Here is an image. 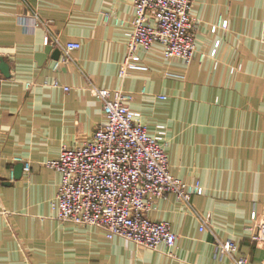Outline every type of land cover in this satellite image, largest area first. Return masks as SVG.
I'll use <instances>...</instances> for the list:
<instances>
[{
  "label": "crops",
  "instance_id": "1",
  "mask_svg": "<svg viewBox=\"0 0 264 264\" xmlns=\"http://www.w3.org/2000/svg\"><path fill=\"white\" fill-rule=\"evenodd\" d=\"M133 1L0 0L9 69L0 71V264H234L215 247L227 238L247 264H264V242L252 240L264 221V0H192L190 63L155 42L138 48V65L121 79ZM52 39L60 45L45 52ZM68 41L80 46L54 69ZM91 85L132 93L147 131L165 126L171 174L202 186L190 206L173 193L151 197L148 216L178 235L171 248L57 218L60 174L44 161L106 122Z\"/></svg>",
  "mask_w": 264,
  "mask_h": 264
},
{
  "label": "built area",
  "instance_id": "2",
  "mask_svg": "<svg viewBox=\"0 0 264 264\" xmlns=\"http://www.w3.org/2000/svg\"><path fill=\"white\" fill-rule=\"evenodd\" d=\"M133 8L131 28L125 33L126 52L118 70L121 79L138 65V48L147 49L155 42L162 45L164 56L190 63L196 26L192 0H134ZM104 17L107 20L109 14L104 13ZM222 25H226L225 20ZM49 42L51 46L60 45L58 39ZM61 46L64 53L54 62V69L80 44L68 41ZM51 85L60 86L57 80ZM62 87L65 91L69 88ZM90 91L100 100L106 122L95 127L83 142L63 147L57 157L44 161L60 174L53 203L57 218L97 226L108 238L121 236L151 249L160 245L173 247L178 235L170 223L148 216L151 197L173 193L177 200L190 206L192 195L202 193V186L198 181L188 184L171 174L164 142L165 126L158 124L157 132L150 134L141 122L140 112L129 105L132 93L120 87L97 85H91ZM24 169L28 170L29 165ZM251 216L254 218L255 213ZM206 221L204 218L200 230ZM252 240L258 245L264 242V221L257 225ZM215 247L220 255L231 257L234 264L248 263L247 255L239 251L232 239H216Z\"/></svg>",
  "mask_w": 264,
  "mask_h": 264
},
{
  "label": "water",
  "instance_id": "3",
  "mask_svg": "<svg viewBox=\"0 0 264 264\" xmlns=\"http://www.w3.org/2000/svg\"><path fill=\"white\" fill-rule=\"evenodd\" d=\"M52 48V46L50 44H48L46 46V51L45 52H48L50 49ZM55 53H58V49H55ZM37 59H40L42 57H44V53H38L37 55ZM0 71L5 75V76H8L9 75V69H8V64L3 61V60H0Z\"/></svg>",
  "mask_w": 264,
  "mask_h": 264
}]
</instances>
